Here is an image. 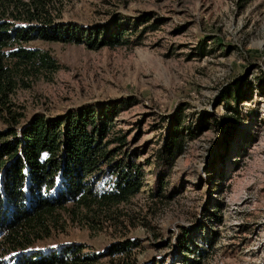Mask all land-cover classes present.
<instances>
[{"label":"rangeland","instance_id":"1","mask_svg":"<svg viewBox=\"0 0 264 264\" xmlns=\"http://www.w3.org/2000/svg\"><path fill=\"white\" fill-rule=\"evenodd\" d=\"M53 4L59 20L86 26L128 17L138 27L128 33L134 41L98 48L32 41L49 48L59 66L18 88L14 101L30 116L130 99L115 129L128 134L144 162L146 184L112 217L71 220L39 244L77 241L112 264L119 256L111 254L112 243L132 238L137 264H148L172 256L177 237L189 229L208 236L202 264H264V0ZM202 47L208 52L201 54ZM180 110L186 148L155 193V163L146 162L154 159Z\"/></svg>","mask_w":264,"mask_h":264},{"label":"trees","instance_id":"2","mask_svg":"<svg viewBox=\"0 0 264 264\" xmlns=\"http://www.w3.org/2000/svg\"><path fill=\"white\" fill-rule=\"evenodd\" d=\"M53 5V0H0V264H104L80 242H39L64 231L71 220L112 217L146 184L144 162L128 134L115 129L117 115L130 99L30 116L14 101L18 88L59 66L49 48L30 42L61 40L98 48L134 41L128 33L138 27L128 17L86 26L59 20ZM206 52L202 47L201 54ZM244 79L237 78L234 85L241 86ZM182 112L177 111L154 159H147L158 175L155 193L185 151ZM199 233L183 230L172 256L148 264H202L209 239ZM136 246L132 238L114 241L109 248L119 256L110 263L137 264Z\"/></svg>","mask_w":264,"mask_h":264}]
</instances>
